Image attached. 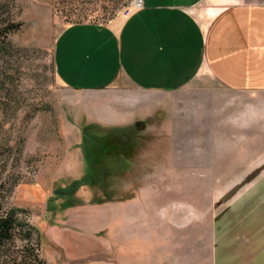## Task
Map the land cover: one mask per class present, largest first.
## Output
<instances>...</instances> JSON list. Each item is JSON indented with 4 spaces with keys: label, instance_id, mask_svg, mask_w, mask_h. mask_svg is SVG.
Listing matches in <instances>:
<instances>
[{
    "label": "rangeland",
    "instance_id": "1",
    "mask_svg": "<svg viewBox=\"0 0 264 264\" xmlns=\"http://www.w3.org/2000/svg\"><path fill=\"white\" fill-rule=\"evenodd\" d=\"M0 1L22 23L9 37L11 54L0 58V151L5 150L0 154V212H24L18 216L38 229L39 255L46 264H112L117 256L119 264H264L249 261V254L238 257L240 248H248L244 237L254 242L264 217L249 214L246 209L253 203L236 214L245 200L240 197L222 210L225 202H218L228 174L189 171L190 141L177 150V142L167 143L184 171H156L137 166L143 153L153 151L151 138L133 129L92 126L88 134L93 140L85 145L96 166L84 160L79 107L84 97L57 80L54 41L68 25L121 24L128 10L134 12V0ZM185 111L183 123L189 126ZM237 179V174L231 177ZM127 200L134 203L122 210V224L124 234L133 236L118 237L117 254L112 204ZM142 209L150 211L142 215ZM128 210L133 221L127 219ZM79 223L97 230H78L74 225ZM141 246L148 248L146 256Z\"/></svg>",
    "mask_w": 264,
    "mask_h": 264
},
{
    "label": "crops",
    "instance_id": "2",
    "mask_svg": "<svg viewBox=\"0 0 264 264\" xmlns=\"http://www.w3.org/2000/svg\"><path fill=\"white\" fill-rule=\"evenodd\" d=\"M141 1L143 8L121 24L63 28L53 45L57 80L84 97L85 127L133 129L151 138L153 151L143 153L137 166L184 171L167 143L177 142V150L190 141L189 171L228 174L222 210L240 197L245 200L236 214L253 203L249 214L264 217V0ZM132 203L112 204L117 254L118 237L133 236L122 224V210ZM253 239L244 237L248 248H240L238 257L264 261V224ZM139 249L146 256L148 248ZM112 264H119L118 256Z\"/></svg>",
    "mask_w": 264,
    "mask_h": 264
},
{
    "label": "trees",
    "instance_id": "3",
    "mask_svg": "<svg viewBox=\"0 0 264 264\" xmlns=\"http://www.w3.org/2000/svg\"><path fill=\"white\" fill-rule=\"evenodd\" d=\"M21 27L22 23L15 22L12 19L9 4L0 1V58L2 61H4L13 50L9 37L18 32ZM90 129H92V126H87L82 129L81 134L84 142L82 151L84 160L89 165L95 167L96 161L91 154H89L88 146L85 145V143L93 140L88 134ZM8 151L11 152V149H8ZM4 152L5 150L3 149L0 151V154L2 155ZM0 168H4V166L0 165ZM2 185L0 184V187ZM65 197L68 196L65 195ZM0 198L4 197L0 196ZM68 203L69 202H66L65 205ZM69 204L72 205L73 203ZM19 213L24 212L16 210L0 212V264H46L39 255L41 237L38 229L31 226L24 218H20L18 216Z\"/></svg>",
    "mask_w": 264,
    "mask_h": 264
},
{
    "label": "built area",
    "instance_id": "4",
    "mask_svg": "<svg viewBox=\"0 0 264 264\" xmlns=\"http://www.w3.org/2000/svg\"><path fill=\"white\" fill-rule=\"evenodd\" d=\"M143 8V4L141 0H134L133 4H132V9L134 10V12H130V10L127 11L125 20H127L128 18H130L134 13L140 11ZM124 20V21H125Z\"/></svg>",
    "mask_w": 264,
    "mask_h": 264
},
{
    "label": "flooded vegetation",
    "instance_id": "5",
    "mask_svg": "<svg viewBox=\"0 0 264 264\" xmlns=\"http://www.w3.org/2000/svg\"><path fill=\"white\" fill-rule=\"evenodd\" d=\"M122 141H126V138L125 137H122Z\"/></svg>",
    "mask_w": 264,
    "mask_h": 264
}]
</instances>
